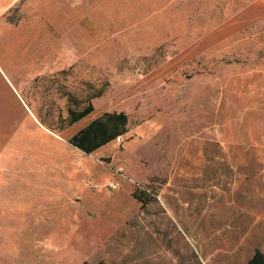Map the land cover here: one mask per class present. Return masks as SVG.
Returning a JSON list of instances; mask_svg holds the SVG:
<instances>
[{"label":"rangeland","instance_id":"374dc122","mask_svg":"<svg viewBox=\"0 0 264 264\" xmlns=\"http://www.w3.org/2000/svg\"><path fill=\"white\" fill-rule=\"evenodd\" d=\"M92 95L94 111L67 125L68 107ZM106 111L128 115L123 142L90 154L69 143ZM202 146L207 160L232 148L222 162L236 149V178L224 164L218 189L186 174ZM259 147L264 0H18L0 11V264H204L197 251L244 264L256 241L241 218V163Z\"/></svg>","mask_w":264,"mask_h":264},{"label":"crops","instance_id":"0c3cea01","mask_svg":"<svg viewBox=\"0 0 264 264\" xmlns=\"http://www.w3.org/2000/svg\"><path fill=\"white\" fill-rule=\"evenodd\" d=\"M18 0H0V11H2L4 8L6 9L9 5L16 2ZM199 155L197 158L193 157L190 159H187L186 161H183L188 163V168L196 169L191 170L187 172L186 174L190 176H196L197 179L200 178L201 180L209 179V182L207 183L208 186H212V188H219V184L217 182L220 180L222 167L224 165H228L232 169L233 177L236 178L238 166L239 163L236 160L237 152L236 149L232 152H228L229 154V161L222 162L221 161V150H231L232 148H222L219 147L218 152H216V156L213 157L212 160H207L205 158V151L204 147L199 148ZM242 166H244V180H245V189H244V195L247 198L248 202L243 205V211L241 218L244 220L243 227H245V230L247 231L246 236L248 237V240H253L255 242V248L252 252V254L248 257V259L244 262V264L247 263V261L254 255L255 250L259 248L262 252H264V148L259 147L256 148L250 153L248 156H246V161L244 163H241ZM185 167V166H183ZM212 184V185H211ZM235 188L233 189V193L236 189V183ZM203 185H195L192 186L189 191H193L192 196V202L189 205H192L193 212L195 210V206L200 203V200L197 196V194H200L203 190ZM202 194V193H201ZM196 195V196H195ZM202 203V202H201ZM204 203V202H203ZM207 203V204H206ZM206 207L204 210V214L209 215L212 219L213 217L215 220L213 222L208 221L206 224L209 226L208 229H210V232L217 233V221L219 217V201H214L212 198L210 201L206 202ZM232 205H235V200L230 202ZM234 207V206H233ZM233 211V210H232ZM223 217L227 219H234L235 215L234 212L225 213L223 214ZM229 228L233 230V225H230ZM217 235V234H216ZM198 257L201 259V261L206 264L204 258L199 254L200 252L197 251ZM212 257H210L211 259ZM225 254L223 255V262L224 264L227 262ZM209 259V260H210Z\"/></svg>","mask_w":264,"mask_h":264},{"label":"trees","instance_id":"16d2710c","mask_svg":"<svg viewBox=\"0 0 264 264\" xmlns=\"http://www.w3.org/2000/svg\"><path fill=\"white\" fill-rule=\"evenodd\" d=\"M96 95H102V92L99 91ZM94 97L95 95L88 97L85 105L81 107H68L67 125L70 126L85 119L94 111L92 101ZM128 120V115L123 111H106L80 128L68 141L82 152L90 154L116 140L118 136L126 134L129 131ZM142 203H147V201ZM246 264H264V252L257 248Z\"/></svg>","mask_w":264,"mask_h":264},{"label":"built area","instance_id":"2783aa9c","mask_svg":"<svg viewBox=\"0 0 264 264\" xmlns=\"http://www.w3.org/2000/svg\"><path fill=\"white\" fill-rule=\"evenodd\" d=\"M123 136H118L117 138H116V140L115 141H117L118 143H121V142H123V138H122ZM110 187H112V188H114V189H116V184H114V183H111L110 184Z\"/></svg>","mask_w":264,"mask_h":264}]
</instances>
